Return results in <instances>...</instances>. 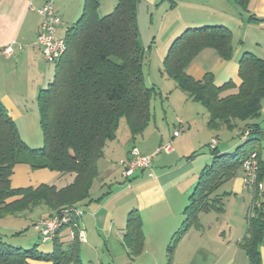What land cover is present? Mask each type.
Here are the masks:
<instances>
[{
  "label": "crops",
  "instance_id": "1",
  "mask_svg": "<svg viewBox=\"0 0 264 264\" xmlns=\"http://www.w3.org/2000/svg\"><path fill=\"white\" fill-rule=\"evenodd\" d=\"M46 1L0 0V102L16 125L19 122L24 128L29 121L38 122V92L54 75V63L44 59L36 42L41 23V16L36 11ZM83 2L52 1L60 19L56 36L63 37L66 29L78 19ZM116 2L100 0L98 14L110 13ZM159 10L163 14L176 15L162 37L166 45L177 31L203 25H223L232 32L231 58L225 60L211 48L201 50L186 70L195 79L210 72L216 85L230 80L238 86V60L243 52L264 59V0H249L246 10L234 0H140L137 5L138 27L142 16L150 15L153 22L152 17ZM251 16L257 20H249ZM248 32L254 36L253 42L248 40ZM6 47H10V53L3 52ZM159 92L160 97L166 96L169 106L179 109L175 114L178 128L170 133L163 120L151 116L142 133L131 139L128 129L120 131L119 123L114 139L105 143L104 152L95 164L98 173L89 197L81 202L80 218L75 226L65 227L58 234L65 247L73 240L71 231L75 234L83 232L84 241L76 239L82 264H86L85 259L94 264H127L130 261L133 264H166V260L168 264L167 245L181 226L183 210L199 172L213 158L211 140L217 139L214 148L219 153L233 152L244 142L241 135L246 120L237 122L233 129L220 126L213 130L207 124L209 114L199 102L188 98L176 86L167 93L159 88ZM173 97L177 99L176 105L172 104ZM246 122L255 123L260 129L255 142V152L263 168L260 193L255 197L256 193L244 184L241 164L213 194L222 198V210L199 213L198 226L190 227L178 240L170 264H248L239 242L246 232L247 217L254 215L255 198L259 202L255 206H262L264 211V100L260 114ZM174 131H178V136ZM166 145L170 146L168 151L163 148ZM133 146L152 157V176L146 170H136L131 177H123L118 163L127 158ZM29 167L24 163L14 166L10 178L12 187L54 184L59 177L55 171ZM112 183L116 185L112 186ZM131 210L140 215L144 234L142 251L136 256H131L122 242ZM46 213L42 210L34 223ZM259 251L261 264H264V231ZM34 264L52 263L43 260Z\"/></svg>",
  "mask_w": 264,
  "mask_h": 264
},
{
  "label": "trees",
  "instance_id": "2",
  "mask_svg": "<svg viewBox=\"0 0 264 264\" xmlns=\"http://www.w3.org/2000/svg\"><path fill=\"white\" fill-rule=\"evenodd\" d=\"M99 1L84 0L80 16L64 33L66 49L53 62V79L38 92L40 147L32 149L21 139L15 121L0 102V220L38 206L47 212L42 218L55 215L63 207H81L98 173L95 164L104 152L105 143L114 139L120 119L124 118L133 139L142 133L151 118V100L160 92L146 85L143 74L146 49L139 41L137 5L140 0H117L114 9L103 16L98 14ZM234 1L244 10L249 2ZM249 20L257 19L251 16ZM205 48L215 50L217 56L228 60L233 53L232 32L223 25L184 30L168 47L161 72L188 98L206 108L207 124L213 130L220 126L233 129L238 121L257 117L264 100V59L243 52L238 60L239 85L230 80L216 85L210 72L195 79L186 71ZM246 121L242 132L249 133L233 152L219 153L212 148L213 158L199 172L183 210L181 226L167 245L168 264L178 240L190 227L198 226L199 213L222 210V198L213 194L236 173L249 153L255 151L260 129L257 124ZM18 163L27 164L33 170L55 171L59 177L72 174V180L60 187L53 183L12 187L10 178ZM258 163V177L262 179L259 159ZM252 210L254 215L247 217L246 232L239 245L246 253L248 264H261L259 246L264 211L262 206L255 205ZM59 232L51 240L49 252L40 250L37 244L27 249L12 246L0 234V264H34L43 260L52 264H82L79 242L75 238L64 247ZM122 242L131 256L142 251V221L135 210L127 215Z\"/></svg>",
  "mask_w": 264,
  "mask_h": 264
},
{
  "label": "rangeland",
  "instance_id": "3",
  "mask_svg": "<svg viewBox=\"0 0 264 264\" xmlns=\"http://www.w3.org/2000/svg\"><path fill=\"white\" fill-rule=\"evenodd\" d=\"M174 18H176L174 13L169 12L167 14H163L162 10H159V12L152 17L153 22L150 21V15H147L146 17L142 16L139 22V41L146 49L143 59V74L145 83L148 86H154L158 91L159 88H162V91H165L163 93H167L170 89H172V87L174 88V86H176L172 79L168 78L161 72L162 60L167 52L168 47L171 45L172 41L183 32L177 31V33H175L167 45L162 40L164 32ZM235 34L237 35L238 33L235 31ZM242 34L244 35L243 32ZM248 34L250 37L248 40L252 41L254 36L252 33L248 32ZM172 104H177V99L174 97L172 98ZM150 112L152 118L153 116H156L157 120H163L164 125H166V127L170 130V133L174 128H178V122L175 119V114L179 112V109L174 106H169L165 95H162L161 97L156 95L152 98ZM119 123H121V132L122 129H127L124 118H121ZM16 126L19 129L21 139L30 148L34 149L42 145V133L39 126V118L37 123L36 121L33 123H30L29 121L25 128L20 125L19 122ZM207 148L208 147H205V149ZM71 178L72 174H65L56 178L53 182L56 186L60 187L70 182L72 180ZM115 185V183H112V186ZM43 209L42 206H38L33 208L31 211L28 210L26 212L19 213V215L16 217L15 215H8L5 216L3 220L1 219L0 234L3 236V240L12 246H21L24 249L30 248L31 246L37 244L40 250L47 252L50 251L52 248V241L42 242L38 231L33 225L34 221L38 218V215ZM16 232H19V234ZM85 263L94 264L87 261V259H85ZM127 264L133 263L130 261Z\"/></svg>",
  "mask_w": 264,
  "mask_h": 264
},
{
  "label": "built area",
  "instance_id": "4",
  "mask_svg": "<svg viewBox=\"0 0 264 264\" xmlns=\"http://www.w3.org/2000/svg\"><path fill=\"white\" fill-rule=\"evenodd\" d=\"M53 0H47L36 12L41 16V23L36 37V42L41 48L44 59L48 62L57 61L65 52L66 46L64 37L56 36V30L60 24V19L56 15L52 4ZM10 47L3 49L4 53H10ZM249 131L246 130L241 135V140H245ZM174 135L178 136V131H174ZM217 142L213 138L210 147L214 148ZM166 151L170 149L169 145L163 147ZM122 167V175L125 178L131 177L136 170H146L149 176L153 175L152 171V157L150 155L142 154L139 149L133 146L126 159H122L119 163ZM243 181L246 186L250 187L256 197L260 193L263 184L258 177L259 163L257 153L252 151L246 159L242 162ZM256 198L255 205H258ZM82 214V209L78 206H69L61 208L55 215L39 219L34 223V228L38 231L42 242L51 241L55 235L65 227L75 226V223ZM71 230V229H70ZM71 238H76L79 241H84V234L79 231L75 234L71 231Z\"/></svg>",
  "mask_w": 264,
  "mask_h": 264
}]
</instances>
